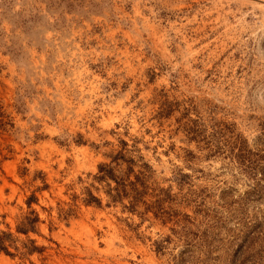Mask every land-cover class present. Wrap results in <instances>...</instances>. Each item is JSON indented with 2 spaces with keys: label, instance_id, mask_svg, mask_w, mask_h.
<instances>
[{
  "label": "rangeland",
  "instance_id": "rangeland-1",
  "mask_svg": "<svg viewBox=\"0 0 264 264\" xmlns=\"http://www.w3.org/2000/svg\"><path fill=\"white\" fill-rule=\"evenodd\" d=\"M121 140L163 213L95 179ZM1 233L0 264H264V0H0Z\"/></svg>",
  "mask_w": 264,
  "mask_h": 264
},
{
  "label": "trees",
  "instance_id": "trees-1",
  "mask_svg": "<svg viewBox=\"0 0 264 264\" xmlns=\"http://www.w3.org/2000/svg\"><path fill=\"white\" fill-rule=\"evenodd\" d=\"M127 145L125 141H120L119 149L110 155V162H103L98 165L95 179L99 182H105V194L111 203L122 202L126 198L128 205H124V208L132 212L136 211L140 204H143L144 212L155 209V211L160 210L159 212L163 213L160 206L162 199L158 197L163 190L159 189L156 194L148 192L150 187L147 180L150 178V165L144 160L142 154L139 153L140 150L135 145H132V148H127ZM85 194L87 195V198L84 199L85 203L100 204V199L93 195L89 188H86ZM148 195H154L156 199L147 201ZM32 199L34 196L27 200L28 206ZM38 220V216L32 211L30 215L21 219L16 231L27 234L28 231L34 230ZM5 235L6 233L0 234V250L8 254Z\"/></svg>",
  "mask_w": 264,
  "mask_h": 264
}]
</instances>
